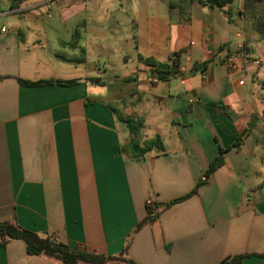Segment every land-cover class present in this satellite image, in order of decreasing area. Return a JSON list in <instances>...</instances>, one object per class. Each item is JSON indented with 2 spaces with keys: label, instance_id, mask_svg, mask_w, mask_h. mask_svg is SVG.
Returning <instances> with one entry per match:
<instances>
[{
  "label": "crops",
  "instance_id": "crops-1",
  "mask_svg": "<svg viewBox=\"0 0 264 264\" xmlns=\"http://www.w3.org/2000/svg\"><path fill=\"white\" fill-rule=\"evenodd\" d=\"M15 1L0 0V221L135 264H220L239 255L247 256L241 264H264V107H250L244 92L252 57L264 62L255 26L263 0L223 8L194 0L184 13L165 0ZM101 8L107 26L91 15ZM70 20L79 30H66ZM129 34L137 73L122 76L106 45L119 53ZM139 57H176L180 75L158 80ZM94 77L107 78L104 92L91 89ZM155 136L161 150L138 154L130 145ZM238 138L206 177L218 147ZM147 206L157 214L151 221ZM0 264L60 263L11 241Z\"/></svg>",
  "mask_w": 264,
  "mask_h": 264
},
{
  "label": "trees",
  "instance_id": "trees-1",
  "mask_svg": "<svg viewBox=\"0 0 264 264\" xmlns=\"http://www.w3.org/2000/svg\"><path fill=\"white\" fill-rule=\"evenodd\" d=\"M20 0H16L14 3V6H16L19 3ZM194 0H169L168 7L169 9H178L180 13H184L185 11V5H188L192 3ZM234 0H207L206 2H202L201 0L198 1L199 4L202 5H209L211 7L216 8H223L229 4H231ZM262 4L264 5V0L262 1ZM255 26L257 32L262 34L264 36V17L260 19L255 20ZM77 40V33L74 34V41ZM75 42L71 43L70 45L73 46ZM249 55L250 50L246 51ZM177 57V54H176ZM174 59V61L171 64H160L155 63L151 59H144L139 57V60L143 62L145 65L148 66H154L155 70L154 73L158 74V80L165 81L173 76H178L180 73L178 72V63L177 59ZM205 63L201 64H194L192 69L190 70V74H195L198 71H202L205 68ZM19 82L26 86H41V85H49L52 83H57L59 85H72L75 83V81H44V82H27L19 80ZM137 131V130H136ZM240 138H238L232 145L227 147H218L217 156L212 160L205 172V176L209 177L214 171H216L219 167L223 164V159L225 153L231 149L236 148L239 144ZM132 147L138 148V154H144L148 151H151L152 149L161 150L162 149V142L159 136H155L152 139H149L145 141L142 146H140L137 142L132 141L130 143ZM199 186V185H198ZM197 186V187H198ZM264 186V176L263 180L260 184V187ZM197 187H195L189 194L178 198L176 200H173L172 202H169L166 204V206H169L171 204L177 203L179 201H182L186 198H189L190 196L194 195L197 191ZM147 212L148 216L145 221H151L153 220L157 214H154V212L147 206ZM137 229V228H136ZM11 241H22L25 246V250L28 256L34 257V256H46L49 258L54 259L55 261L59 262L60 264H105L106 262L110 261H118V262H125L127 264H135L130 260H126L123 257H110L100 254H93L88 253L86 251H72L70 250L66 245L59 243L55 241L51 237H45L41 238L35 233L26 230L22 227H20L17 224L0 221V248H5L6 245ZM264 257V255H261ZM247 256H234L225 258L222 260L220 264H241L242 260Z\"/></svg>",
  "mask_w": 264,
  "mask_h": 264
},
{
  "label": "rangeland",
  "instance_id": "rangeland-1",
  "mask_svg": "<svg viewBox=\"0 0 264 264\" xmlns=\"http://www.w3.org/2000/svg\"><path fill=\"white\" fill-rule=\"evenodd\" d=\"M169 0H165V2H167ZM110 2L113 3L112 0H110ZM101 3V4H100ZM98 2L97 5H101L102 7H105L106 5H111V3L107 4L106 2ZM163 2L161 1V4ZM124 5H126V3H123ZM94 4L92 3L91 7ZM105 5V6H104ZM90 7V8H91ZM96 10V9H95ZM103 9L101 8L99 11H97L98 14H96V12H92L91 15L94 19H97V21H100L104 26L106 23L109 25L112 23V20L110 18V16L106 13H104L102 11ZM81 17V16H80ZM83 19V16L80 18V20ZM120 22L123 23V20H120ZM131 26V24H129ZM66 30L71 29L73 27V29L79 30V24H72V20L68 21L66 23ZM74 34L76 32H73ZM78 33V32H77ZM137 37V36H136ZM126 38V36H125ZM129 38V45L128 46H121L120 47V51L119 53L114 52V47H115V42L111 44V42L109 43V45H106L109 49H113L112 51L110 50L108 52V57L115 62V66L117 67V70L119 71L120 75L122 76H128L131 75L133 73H137L135 70V64H136V48H135V43L132 42V35L129 34L128 36ZM64 40L66 41H70L69 37H63ZM119 43L121 44V41L123 39V34H119L118 36ZM86 40L88 43V41L90 40L89 37H86ZM85 41V40H84ZM233 43V42H232ZM143 44V43H142ZM105 45V43H104ZM125 45V44H124ZM235 47V43L232 44L231 49H234ZM253 48L257 49L256 46L253 45ZM119 55H123L125 57V62L120 58ZM135 59V60H134ZM101 79V80H99ZM245 81H246V85L244 87V92L246 94H250L248 100V105L250 107H258L260 104L262 105V107H264V88L261 86V83L264 82V62H262V64L258 67H254L253 73H250L248 75H246L245 77ZM100 82V83H98ZM107 83V78H97L94 77L92 80V84H91V89H95L98 92H104V87ZM156 127H160V125H155ZM160 133H166L167 130L165 129V127L163 125H161V128H158Z\"/></svg>",
  "mask_w": 264,
  "mask_h": 264
},
{
  "label": "built area",
  "instance_id": "built-area-1",
  "mask_svg": "<svg viewBox=\"0 0 264 264\" xmlns=\"http://www.w3.org/2000/svg\"><path fill=\"white\" fill-rule=\"evenodd\" d=\"M5 31H6L5 28H1V29H0V33H5ZM225 60H227L228 67H229V69L231 70V72H234V71L238 68V65L235 64V63L233 62L232 59H229V58L227 59V58H226ZM251 63H252L254 66H259V65L261 64V56L258 55V56L252 57V59H251ZM151 81H152V82H155L156 80L152 78ZM242 83H243L242 81H239V82H238L239 85H242ZM202 180H205V178H202Z\"/></svg>",
  "mask_w": 264,
  "mask_h": 264
},
{
  "label": "water",
  "instance_id": "water-1",
  "mask_svg": "<svg viewBox=\"0 0 264 264\" xmlns=\"http://www.w3.org/2000/svg\"><path fill=\"white\" fill-rule=\"evenodd\" d=\"M157 75V74H156ZM158 76V75H157Z\"/></svg>",
  "mask_w": 264,
  "mask_h": 264
}]
</instances>
